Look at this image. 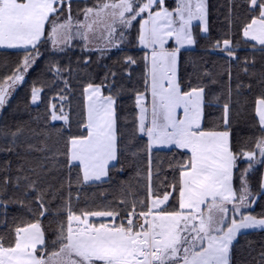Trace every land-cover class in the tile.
I'll use <instances>...</instances> for the list:
<instances>
[{
    "label": "snow or ice",
    "instance_id": "6c2138e0",
    "mask_svg": "<svg viewBox=\"0 0 264 264\" xmlns=\"http://www.w3.org/2000/svg\"><path fill=\"white\" fill-rule=\"evenodd\" d=\"M0 264H264V0H0Z\"/></svg>",
    "mask_w": 264,
    "mask_h": 264
},
{
    "label": "trees",
    "instance_id": "16d2710c",
    "mask_svg": "<svg viewBox=\"0 0 264 264\" xmlns=\"http://www.w3.org/2000/svg\"><path fill=\"white\" fill-rule=\"evenodd\" d=\"M249 239L258 242L260 240V237L259 236H252V237H249Z\"/></svg>",
    "mask_w": 264,
    "mask_h": 264
}]
</instances>
